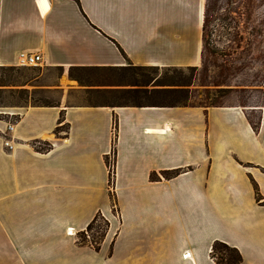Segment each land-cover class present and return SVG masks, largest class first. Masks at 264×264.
<instances>
[{"label":"crops","instance_id":"0c3cea01","mask_svg":"<svg viewBox=\"0 0 264 264\" xmlns=\"http://www.w3.org/2000/svg\"><path fill=\"white\" fill-rule=\"evenodd\" d=\"M202 19V0H0V69L29 53L42 70L0 94L59 95L0 103V264H215L214 241L264 264V105H83L64 84L72 67L197 68ZM97 213L95 252L77 235Z\"/></svg>","mask_w":264,"mask_h":264},{"label":"rangeland","instance_id":"374dc122","mask_svg":"<svg viewBox=\"0 0 264 264\" xmlns=\"http://www.w3.org/2000/svg\"><path fill=\"white\" fill-rule=\"evenodd\" d=\"M202 5L203 46L200 65L189 69L158 70L156 74L175 85L171 89L178 90L166 98L164 96L165 100L185 105H224L233 99L242 106L264 105V0H202ZM41 71L36 67L0 69V84L19 87L28 84L27 81ZM61 73V69L43 71L47 81L62 78ZM136 74L132 70L123 73L79 70L72 72V77L64 84L80 90L77 96L72 97V102L118 105L130 102V96L123 92L129 87L128 81L134 79ZM179 89H183L181 93ZM257 91L263 95H258ZM58 100V94L45 91L0 94V103L10 105H53ZM35 147L39 149L43 144H35ZM110 197L112 213L117 218L115 203Z\"/></svg>","mask_w":264,"mask_h":264},{"label":"trees","instance_id":"16d2710c","mask_svg":"<svg viewBox=\"0 0 264 264\" xmlns=\"http://www.w3.org/2000/svg\"><path fill=\"white\" fill-rule=\"evenodd\" d=\"M131 68V69H129ZM116 71L123 73L124 71L132 70L134 74V79L128 81L127 86H131L130 89H126L123 94L130 96V102H125L123 104H131L132 106L141 107L145 105L150 106H175V105H185V103H173L168 99L165 100L166 96L176 93L178 90L171 89L175 85L168 82L167 79H163L161 76L157 75L158 69L151 67H122V68H108V69H98V68H79L72 67L68 69L69 77H72V72L76 71ZM144 71H150V73H142ZM140 77L137 79V77ZM152 87L151 89L149 88ZM183 89H179L181 93ZM165 96V98H164ZM162 97V99H157ZM45 105V104H43ZM48 106V105H45ZM186 106V105H185ZM50 149L49 144H44L43 147L39 148L38 151L47 152ZM179 172H163V177L169 179L176 176ZM153 179V177L151 176ZM100 222V223H99ZM109 222L103 218L99 213H97L88 225L85 227L84 231L78 234L77 244L88 245L93 249V251L98 252L100 249V244H102L105 234L107 232ZM92 237V238H91ZM91 240L89 241V239ZM210 256L214 259L215 264H240L242 257L239 252L233 247L214 241L210 247Z\"/></svg>","mask_w":264,"mask_h":264},{"label":"built area","instance_id":"2783aa9c","mask_svg":"<svg viewBox=\"0 0 264 264\" xmlns=\"http://www.w3.org/2000/svg\"><path fill=\"white\" fill-rule=\"evenodd\" d=\"M40 56L36 54H20L18 56V64L19 66H29V67H35L39 64L40 62ZM10 129V128H9ZM114 152L111 151V153L106 156V167L108 170V183H109V188H112L113 184V177L115 174V167H114Z\"/></svg>","mask_w":264,"mask_h":264}]
</instances>
